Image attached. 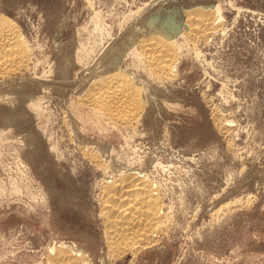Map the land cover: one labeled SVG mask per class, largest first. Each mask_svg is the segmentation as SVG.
I'll list each match as a JSON object with an SVG mask.
<instances>
[{"label": "rangeland", "instance_id": "obj_1", "mask_svg": "<svg viewBox=\"0 0 264 264\" xmlns=\"http://www.w3.org/2000/svg\"><path fill=\"white\" fill-rule=\"evenodd\" d=\"M203 6L202 37L186 27ZM0 16L27 50L0 71V264L62 249L74 264H264V0H0ZM154 33L174 50L167 77L145 59ZM120 70L144 98L130 122L84 99ZM126 169L162 221L112 249L107 178Z\"/></svg>", "mask_w": 264, "mask_h": 264}, {"label": "bare ground", "instance_id": "obj_2", "mask_svg": "<svg viewBox=\"0 0 264 264\" xmlns=\"http://www.w3.org/2000/svg\"><path fill=\"white\" fill-rule=\"evenodd\" d=\"M212 6L208 5V8H206L211 10L209 7ZM204 7L200 8L204 9ZM207 9L191 11L189 16L192 20L191 22L188 21L189 25L186 27L202 37L210 32L209 29L213 26L212 23H215L213 21L216 20L214 15L210 13L211 11L208 12ZM170 42L168 37L154 33L153 36L145 38L141 43L143 49L146 51L145 59L152 70L162 77L171 75L170 66L173 61L174 50ZM25 50L18 27L12 20L0 16V71H15L19 69L23 61L26 60L27 52ZM142 95L138 79L127 70H120L100 77L93 83L91 90L83 97L94 107L114 115L118 120L130 122L135 117L138 109L141 108V103L144 100ZM220 117L222 118L223 116L221 115ZM224 121L226 122V119ZM225 122L222 123L226 124ZM88 152L93 155L94 159L96 158L101 162V165H108L106 162L102 163V159L99 160L100 158H98L95 151L92 153L93 151L90 152L88 150ZM126 170V172L124 171L125 173H118V176L115 178L112 175L107 178V182H112L109 184V187L107 186L108 193H105L106 195L108 194L106 200L110 201L108 210H106L108 214L106 215L109 216L108 224L111 234L109 238L111 245H109L112 249H124L128 245H134V243L137 245V241L144 243L143 241H146L147 238L150 239L149 236L158 230L162 221L159 214V200L161 198H158L159 195L152 182L144 174H140L141 172L138 170L139 173L133 171L135 169ZM130 170H132V173H129ZM105 203L107 204V202ZM160 213L163 216V212L161 211ZM68 248L70 249V247ZM70 250L72 253L73 248L71 247ZM77 251L79 250L77 249ZM68 253L69 250H59L54 255L52 263L56 264L54 261L59 259L58 262L60 263L57 262L58 264H74L71 255H69L71 258L69 260ZM78 253L76 252V255Z\"/></svg>", "mask_w": 264, "mask_h": 264}]
</instances>
